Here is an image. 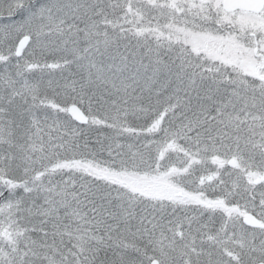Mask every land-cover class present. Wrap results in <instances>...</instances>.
Returning a JSON list of instances; mask_svg holds the SVG:
<instances>
[{"label":"snow or ice","instance_id":"6c2138e0","mask_svg":"<svg viewBox=\"0 0 264 264\" xmlns=\"http://www.w3.org/2000/svg\"><path fill=\"white\" fill-rule=\"evenodd\" d=\"M0 264H264V0H0Z\"/></svg>","mask_w":264,"mask_h":264}]
</instances>
